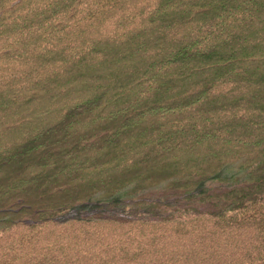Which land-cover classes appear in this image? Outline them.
<instances>
[{
    "label": "trees",
    "instance_id": "obj_1",
    "mask_svg": "<svg viewBox=\"0 0 264 264\" xmlns=\"http://www.w3.org/2000/svg\"><path fill=\"white\" fill-rule=\"evenodd\" d=\"M0 264H264V0H0Z\"/></svg>",
    "mask_w": 264,
    "mask_h": 264
}]
</instances>
